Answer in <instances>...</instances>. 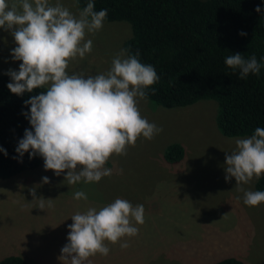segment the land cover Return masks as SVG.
Instances as JSON below:
<instances>
[{
	"label": "rangeland",
	"instance_id": "rangeland-1",
	"mask_svg": "<svg viewBox=\"0 0 264 264\" xmlns=\"http://www.w3.org/2000/svg\"><path fill=\"white\" fill-rule=\"evenodd\" d=\"M11 3L12 0H9ZM77 15L75 0H60ZM55 4L56 0H50ZM132 36L126 22H104L85 39L93 50L70 61L68 72L97 75L111 66L113 56ZM16 47L9 32L0 29V75L18 71L21 61L10 55ZM141 116L162 127L153 139L142 136L127 155H112L105 167L112 175L99 182L70 185L66 171L56 176L44 163L34 170L0 179V261L19 256L28 264H64L61 248L68 243L71 216L88 207H102L116 198L144 206L143 225L135 237H125L129 247L108 242L109 255L90 257L91 264H215L234 258L244 264H264V203L247 206L235 178L225 182V152L235 149L237 138L220 134L216 125L217 103L202 100L187 107L166 109L139 100ZM171 144L184 149L175 164L164 160ZM79 167V166H78ZM47 176L49 183L43 184ZM255 177L245 190L255 191ZM36 197L53 199L52 207L37 208ZM83 190L88 200H75ZM237 196L241 199L238 201Z\"/></svg>",
	"mask_w": 264,
	"mask_h": 264
},
{
	"label": "clouds",
	"instance_id": "clouds-1",
	"mask_svg": "<svg viewBox=\"0 0 264 264\" xmlns=\"http://www.w3.org/2000/svg\"><path fill=\"white\" fill-rule=\"evenodd\" d=\"M94 9L93 0H88L78 16L60 0L55 4L50 0H0V29L13 37L16 47L10 55L14 61H21L18 71H7L11 79L7 88L17 96L43 89L24 101L30 105L23 115L32 130L25 129L15 151L20 157L27 152L30 159L41 156L45 170H52L56 176L67 170L64 179L70 185L111 176L112 169L105 165L112 155H127L138 138L151 140L163 131L142 117L138 107L139 100L147 99L149 87L160 79L151 64L140 62L139 50L132 54L128 48H121L105 73L69 74L70 61L83 59L93 50V41L86 40V34L102 29L108 16V9ZM255 11L262 9L257 6ZM224 62L239 70L240 79L250 73L259 75L262 67L254 54L247 59L240 53L231 54ZM0 152L7 155L2 148ZM225 173V182L235 178L245 205L264 203V191L243 187L264 174V128L257 127L251 136L235 140V149L225 152ZM49 182L47 176L42 177L43 184ZM29 194L37 201V208L53 206V199L37 198L35 188ZM73 199L87 201L88 195L77 190ZM144 212L142 204L133 206L122 198L75 212L60 261L91 264L90 257L109 255L106 242L127 249L130 245L123 238L138 235L137 225L144 224Z\"/></svg>",
	"mask_w": 264,
	"mask_h": 264
},
{
	"label": "trees",
	"instance_id": "trees-1",
	"mask_svg": "<svg viewBox=\"0 0 264 264\" xmlns=\"http://www.w3.org/2000/svg\"><path fill=\"white\" fill-rule=\"evenodd\" d=\"M95 11L108 9L105 22H126L132 36L123 48L139 60L151 64L159 81L150 86L147 101L166 109L187 107L202 100L217 103L216 125L227 138L249 137L257 127L264 128V0H93ZM79 10L88 0H75ZM259 6L262 11L257 13ZM246 36L238 35L239 32ZM246 59L255 55L262 67L259 75L239 78V70L225 64L231 54ZM0 75V179L38 168L44 160L28 153L18 156L15 149L25 129H31L23 115L30 105L25 100L43 89L17 96ZM155 93H152V89ZM31 151V150H29ZM169 164L184 158V149L171 144L164 151ZM264 191V174L255 183ZM0 264H28L19 256H8ZM215 264H244L223 259Z\"/></svg>",
	"mask_w": 264,
	"mask_h": 264
}]
</instances>
